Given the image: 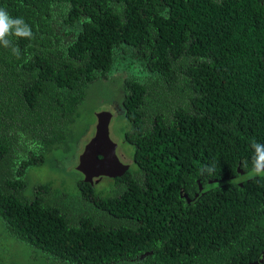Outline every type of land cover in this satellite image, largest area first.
<instances>
[{
  "label": "trees",
  "instance_id": "1",
  "mask_svg": "<svg viewBox=\"0 0 264 264\" xmlns=\"http://www.w3.org/2000/svg\"><path fill=\"white\" fill-rule=\"evenodd\" d=\"M0 8L33 33L0 45V229L26 246L13 258L3 241L0 264L258 261L264 176L249 177L251 140L264 143V0ZM92 95L122 123L128 168L102 189L32 183L29 168L62 173L54 156L74 146Z\"/></svg>",
  "mask_w": 264,
  "mask_h": 264
},
{
  "label": "rangeland",
  "instance_id": "2",
  "mask_svg": "<svg viewBox=\"0 0 264 264\" xmlns=\"http://www.w3.org/2000/svg\"><path fill=\"white\" fill-rule=\"evenodd\" d=\"M107 76L110 82L115 81V80H112L109 75ZM97 88L98 90H101V92H105L103 84L99 85ZM84 110L89 111V112L91 111V112L84 113V114L82 112L81 115H78L76 122H77V125L80 124V130H79V134H78L77 140L75 141L74 146L66 150H63L59 153V150L61 149L60 147L58 148V154L54 156V158L58 162V166L63 168L62 173L56 174L55 172L49 169L50 167H48V165L47 167L41 166L40 168L32 167L28 169L29 170L28 176L30 177L32 183L44 182L43 180H48V181L58 180L53 185L54 186L56 185V187L59 189L62 187L60 184H58L59 180L60 181L68 180L74 183V180L78 177L74 172L77 155L80 153L84 144L92 136L93 131H94L95 113L101 110H107L111 113V118L108 123V136H109V139L113 143H115V155L117 156L119 161L123 160L126 163L130 162L133 150L130 147V145H128L125 141H123V138H122L123 132H121L122 123L118 121V118L116 117V113L112 112L106 107L103 108V106L99 103V100L95 98V96L93 95L92 97H90L88 104L84 105ZM123 124L125 125L124 121H123ZM54 158L52 154L51 159H54ZM109 180L110 179H108V177H100L99 181L94 184V187L96 189H102L105 187L106 182H108ZM70 192L72 194H75V189L73 188V186H70ZM5 234H6V239H4V234L2 233V229H0V244H2L3 241H8V251L12 253L13 258L16 256V254H22L26 250L25 249L26 246L22 241L18 240L17 238H15L12 234H10L7 231H5ZM8 251L6 250L5 253ZM135 262L136 261L134 262L131 261V264H134ZM138 263L139 261L136 262V264ZM127 264H130V262Z\"/></svg>",
  "mask_w": 264,
  "mask_h": 264
},
{
  "label": "water",
  "instance_id": "3",
  "mask_svg": "<svg viewBox=\"0 0 264 264\" xmlns=\"http://www.w3.org/2000/svg\"><path fill=\"white\" fill-rule=\"evenodd\" d=\"M111 113L101 110L95 113L94 131L89 140L84 144L76 158L75 170L82 175V181L93 184L99 177L113 178L120 176L127 168V163H122L115 155V143L108 136V123ZM238 172H241L237 168ZM200 186H198L199 190ZM180 196L188 199L185 193ZM145 253L141 254L142 258ZM261 259L248 264H260Z\"/></svg>",
  "mask_w": 264,
  "mask_h": 264
},
{
  "label": "clouds",
  "instance_id": "4",
  "mask_svg": "<svg viewBox=\"0 0 264 264\" xmlns=\"http://www.w3.org/2000/svg\"><path fill=\"white\" fill-rule=\"evenodd\" d=\"M12 36L18 38L31 39L33 37V33L31 27L23 20V18H13L4 8H0V45H3L4 47H9L11 45V40L9 38ZM12 51L15 55H19V50L17 48L13 47ZM251 148L253 150V155L251 158L253 176L249 178H254L256 176H264V143L258 142L255 140V138H253L251 140ZM120 162L122 161L120 160ZM129 164L130 162H127L128 166ZM199 171L201 176H203L205 173L211 176L215 171V167L210 165H204L200 168ZM76 173H78V177L81 180L82 175L78 171ZM99 179L100 177L96 181H93V184L90 185L94 186V184L98 182Z\"/></svg>",
  "mask_w": 264,
  "mask_h": 264
},
{
  "label": "flooded vegetation",
  "instance_id": "5",
  "mask_svg": "<svg viewBox=\"0 0 264 264\" xmlns=\"http://www.w3.org/2000/svg\"><path fill=\"white\" fill-rule=\"evenodd\" d=\"M121 161L124 162L123 160H121ZM181 197H183V196H181ZM259 259H261V261L264 262V253L262 254V256ZM259 259H258V261H259Z\"/></svg>",
  "mask_w": 264,
  "mask_h": 264
}]
</instances>
